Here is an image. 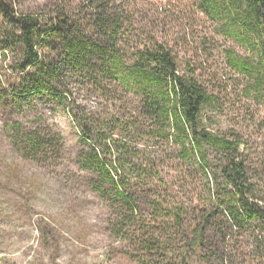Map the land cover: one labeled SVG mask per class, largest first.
<instances>
[{"label":"trees","instance_id":"trees-1","mask_svg":"<svg viewBox=\"0 0 264 264\" xmlns=\"http://www.w3.org/2000/svg\"><path fill=\"white\" fill-rule=\"evenodd\" d=\"M144 5L157 15L204 16L217 36L248 53L225 49L224 65L249 81V95H264V0H56L47 17L16 14L0 0V59L11 60L5 70L15 78L0 87L16 100L44 94L67 114L84 185L106 206L111 235L135 264H226L233 235L264 233V171L252 175L236 142L200 127L211 96L179 70L169 48L154 38L128 43L135 9ZM75 90L109 103V119L77 105ZM128 94L129 105L114 101ZM10 131L28 161L46 152L38 132L18 124ZM169 163L196 165L208 204H162L154 182L163 184ZM146 208L164 220L148 217Z\"/></svg>","mask_w":264,"mask_h":264},{"label":"rangeland","instance_id":"rangeland-1","mask_svg":"<svg viewBox=\"0 0 264 264\" xmlns=\"http://www.w3.org/2000/svg\"><path fill=\"white\" fill-rule=\"evenodd\" d=\"M55 1L8 3L16 14L47 17ZM135 12L127 29L128 43L149 45L154 38L173 52L179 70L211 96L201 109L200 127L236 142L251 174L259 175L264 171V95L248 94L249 81L224 65L222 51L233 49L243 57L248 53L217 36L212 23L194 11L166 10L157 15L144 5ZM9 63L0 59L1 85L15 82L5 70ZM6 89L0 87V264H135L125 255L124 244L111 235L106 206L84 185L74 159L78 133L67 114L54 109L44 94L16 100L5 96ZM73 98L77 105L97 110L100 120L109 119V103L79 90L73 91ZM119 98L128 105L132 100L128 94L115 95L114 101ZM12 124L42 137L46 152L38 160L28 161L17 150ZM167 164L161 169L163 184L154 182L164 206L174 201L185 206L190 201L199 207L208 204V184L196 173V165ZM263 185L261 178V191ZM152 210L146 208L148 217L164 220ZM188 213L191 217L193 211ZM231 246L226 264H264V233L235 234Z\"/></svg>","mask_w":264,"mask_h":264}]
</instances>
